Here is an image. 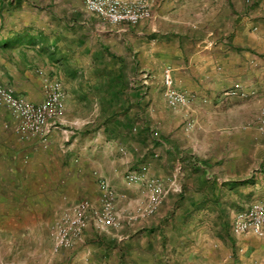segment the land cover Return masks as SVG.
Instances as JSON below:
<instances>
[{
  "label": "crops",
  "instance_id": "obj_1",
  "mask_svg": "<svg viewBox=\"0 0 264 264\" xmlns=\"http://www.w3.org/2000/svg\"><path fill=\"white\" fill-rule=\"evenodd\" d=\"M152 4L154 18L133 26L103 21L84 0H0V81L34 102L48 78L67 91L47 138L20 137L0 107V120L5 110L10 118L0 127L8 264H161L169 246L174 260L196 256L194 239L216 264H264V238L232 230L238 211L264 201V0ZM168 66L193 97L187 107L166 99ZM130 168L172 175L181 188L151 220L124 231L90 224L73 247L54 251L64 210L84 199L100 206V178L121 193V209L146 199L125 180Z\"/></svg>",
  "mask_w": 264,
  "mask_h": 264
},
{
  "label": "built area",
  "instance_id": "obj_2",
  "mask_svg": "<svg viewBox=\"0 0 264 264\" xmlns=\"http://www.w3.org/2000/svg\"><path fill=\"white\" fill-rule=\"evenodd\" d=\"M84 1L87 11L114 25L136 26L153 19L155 15L152 0ZM163 81L165 96L171 107L179 109L190 104L193 97L176 87L172 67L165 68ZM45 82V99L34 102L18 94L12 85L0 81V107L10 110L15 131L21 137L41 135L47 138L58 127L57 122L66 109L67 91L62 81L48 78ZM227 93L237 94L235 90H228ZM242 95L245 96L246 93L243 92ZM261 128L264 130V117ZM124 176L127 183L140 184L145 188L148 193L147 200L140 203L133 212L124 215L116 208L119 197L117 191L105 178H100L103 193L99 207L91 200L84 199L73 203L56 220L52 229L56 251L73 247L90 224L100 231H106L111 227L120 229L125 222L149 217L157 212L172 190H180L176 177L172 179L171 176L166 181L149 175L146 169H130ZM232 230L238 236L253 233L264 238V201H256L246 209L238 211L233 219Z\"/></svg>",
  "mask_w": 264,
  "mask_h": 264
},
{
  "label": "rangeland",
  "instance_id": "obj_3",
  "mask_svg": "<svg viewBox=\"0 0 264 264\" xmlns=\"http://www.w3.org/2000/svg\"><path fill=\"white\" fill-rule=\"evenodd\" d=\"M4 117V118H3ZM3 119V120H2ZM2 119L0 120V127H3V128H6L7 126H6V123L9 121V115H8V112H6V110L5 111H3V113H2ZM136 122H137V124H134L135 125V128H136V131L139 129V125H140V122H141V119H136ZM7 129V128H6ZM21 137V136H20ZM130 169H137V168H130ZM172 176V175H171ZM170 177V176H169ZM165 180L166 181H169L168 179H166L165 178ZM180 184V183H179ZM114 187V186H113ZM143 187V186H142ZM144 188V187H143ZM180 188H181V185H180ZM114 189L117 191V193H118V195H119V197L117 198V205H116V208H117V211H119L120 213H122V214H127V213H129V211L127 210V209H121V208H119L118 207V202H119V198H120V195H121V193L117 190V188H115L114 187ZM145 189V188H144ZM145 192H146V194H148L147 193V191L145 190ZM173 192V190L170 192V194ZM169 194V195H170ZM168 195V196H169ZM147 196L148 195H146V199L145 200H143V201H141V202H139V204L140 203H142V202H145L146 200H147ZM167 196V197H168ZM165 202V201H164ZM138 204V205H139ZM164 204V203H163ZM162 204V205H163ZM137 205V206H138ZM162 205L160 206V208L157 210V212L156 213H154V214H152V215H150L149 217H146V218H143V219H148V220H151L154 216H156L159 212H160V209H161V207H162ZM136 209V208H135ZM134 209V210H135ZM131 212H133V210L131 211ZM163 213H161V215H162ZM140 220V219H139ZM132 223H134V222H132ZM161 223H163V221L161 222ZM126 225H127V222H125L124 224H123V226L119 229V230H121V231H124V230H126L125 228H126ZM45 232V231H44ZM139 232L140 231H136V232H134L133 234L135 235V234H138L139 235ZM211 232H214V234H213V239H216V237H217V233H215V231H211ZM122 232H120V234H121ZM138 235L136 236V237H138ZM124 236H125V234H124ZM123 236V237H124ZM125 239V238H124ZM123 239V240H124ZM193 245H190V247H191V249L193 248L194 250H197L198 252H197V255L196 256H191V258H189V256H188V253H187V255L185 256V255H183V254H181V258H180V260L179 261H177V260H174L173 258H175L174 256H172V254H174V251H172V247L171 246H169V249L166 251V248H165V245H164V250L166 251V253H165V256H164V261L161 263V264H216V262H214V260H210L208 257H207V255H206V252L205 253H202L201 254V251L202 250H200V249H202V245H198L197 243H196V241H195V239L193 240ZM194 244H197L196 246L194 245ZM21 250V249H20ZM190 250V249H189ZM54 251H56V250H54ZM173 252V253H172ZM8 255H9V248H8V246H6V245H0V257H1V260H0V264H8V261H5L6 259H8ZM5 259V260H4ZM190 260H193L194 262H190Z\"/></svg>",
  "mask_w": 264,
  "mask_h": 264
}]
</instances>
